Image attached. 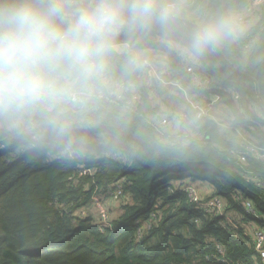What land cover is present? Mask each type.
I'll return each mask as SVG.
<instances>
[{"label": "trees", "instance_id": "1", "mask_svg": "<svg viewBox=\"0 0 264 264\" xmlns=\"http://www.w3.org/2000/svg\"><path fill=\"white\" fill-rule=\"evenodd\" d=\"M188 65L174 64L167 76L207 102L213 92L230 112L227 126L185 111L198 119L168 147L150 150L155 160L61 163L0 134V264H264L249 233H264V155L250 150L264 153V51L207 55L192 65L209 77L205 90L190 84ZM184 178L209 185L224 215L192 200ZM98 194L118 197L107 224L80 215ZM227 215L236 226L218 223Z\"/></svg>", "mask_w": 264, "mask_h": 264}, {"label": "clouds", "instance_id": "2", "mask_svg": "<svg viewBox=\"0 0 264 264\" xmlns=\"http://www.w3.org/2000/svg\"><path fill=\"white\" fill-rule=\"evenodd\" d=\"M233 49L264 51V0H0V134L61 163L155 160L198 119L154 102L171 67Z\"/></svg>", "mask_w": 264, "mask_h": 264}, {"label": "rangeland", "instance_id": "3", "mask_svg": "<svg viewBox=\"0 0 264 264\" xmlns=\"http://www.w3.org/2000/svg\"><path fill=\"white\" fill-rule=\"evenodd\" d=\"M166 78H168V76ZM181 90L182 89H180L177 85L167 84L166 87L161 89V96L155 93L153 100L154 102L159 101L160 104H161V101L164 100L165 102L170 103L171 105L177 108L183 107L185 111L192 109L191 104L197 105L201 107L205 111V113L215 118V120H217L218 123L221 126H223V128H225L224 126H227L225 123L226 121H228L225 119L227 110L224 109L219 104V102L215 101L214 97L209 96L210 98H212L210 102L202 100L200 103V102H197V100H195V98L198 97L197 94L189 96V97H185V95L183 94ZM225 133L227 134V131H225ZM249 152L250 151L245 146H244V150H242L240 153L236 154L235 152L231 151V153L236 154L237 156L236 158L241 157L240 159H238L240 160L241 163L245 162L244 157L247 156ZM185 179L186 178H184V180ZM180 180H183V179H180ZM186 180H188V182L185 183L186 185L190 184L192 187L196 189V195L199 198V201H206L209 199H213L216 196V195H213V189L209 185L190 180L189 178H187ZM108 194H103L101 197L99 194L94 196L95 198H93L92 201L84 209V211L86 212L84 216L90 215L96 222L101 223L99 220V217H100L99 206H101L104 209V211L107 212L108 219L110 218L111 214L113 216L116 212V207H118L119 205V201L115 200L116 198L114 194L113 196L108 195ZM226 218L232 222L230 215H227ZM233 224L234 226H236L235 223Z\"/></svg>", "mask_w": 264, "mask_h": 264}, {"label": "built area", "instance_id": "4", "mask_svg": "<svg viewBox=\"0 0 264 264\" xmlns=\"http://www.w3.org/2000/svg\"><path fill=\"white\" fill-rule=\"evenodd\" d=\"M186 71L188 72V75H189V82L193 87L195 86V87H199V88L205 90L209 86V83H210L209 77L201 74L200 72H197L194 66L188 65L186 67ZM166 79L168 81V84L177 85L180 89H182L185 92V90L183 89V87L180 85V83L177 80L171 79L169 77ZM207 95L214 97V99L216 101L217 97L213 92H208ZM235 97H237V96L235 95ZM191 106L193 109L198 110V114L205 113V111L201 107H199L197 105H192V104H191ZM250 150L254 151L258 155H264V153H259V150L253 146L250 147ZM117 187H120L119 183H117ZM185 190L187 191V193L189 194V196L191 197L192 200L200 203V207H202L205 212L212 213V214H218V215H222V216L224 215V213H223V211H224L223 202H222V199L220 197L215 196L213 199H209L206 201H199V198L196 195V189L194 187H192L190 184H187L185 186ZM119 192H120V190L117 191V193H119ZM93 198H95V197H93ZM115 198L118 199L117 196H115ZM97 200H98V198H97ZM245 206H246V212L248 214H250L254 218H255V216L259 218V216L255 215L254 209L252 208V205L249 202H246ZM99 212H100V217H99L100 222L107 224L108 223L107 212L104 211V209L101 206H99ZM80 213H81V215H84L86 212L83 209V210H81ZM218 223L221 226H229V227L234 226L233 221L231 222L226 217L224 219L222 218ZM249 233L253 236L254 248L256 249V251H258L261 254V257L264 258V233H263V231L260 229H256V230L252 231V233L251 232H249ZM218 252L223 254L224 249L222 247L218 246ZM221 259H223V257Z\"/></svg>", "mask_w": 264, "mask_h": 264}, {"label": "crops", "instance_id": "5", "mask_svg": "<svg viewBox=\"0 0 264 264\" xmlns=\"http://www.w3.org/2000/svg\"><path fill=\"white\" fill-rule=\"evenodd\" d=\"M182 92H183V94L185 95V97H189V96H192V95H196V93H186V92H184L183 90H181ZM197 98H195V100H197V102H200L201 103V101L203 100V98L200 96V95H198L197 94ZM220 104V103H219ZM224 109H226L227 110V113H226V116H225V119L226 120H229V115H230V112L228 111V109L224 106V105H222V104H220ZM224 121V120H223ZM187 179V178H186ZM185 179V180H186ZM186 181H188V180H186Z\"/></svg>", "mask_w": 264, "mask_h": 264}]
</instances>
